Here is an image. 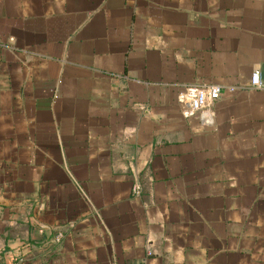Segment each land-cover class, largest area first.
I'll return each instance as SVG.
<instances>
[{
	"label": "crops",
	"instance_id": "1",
	"mask_svg": "<svg viewBox=\"0 0 264 264\" xmlns=\"http://www.w3.org/2000/svg\"><path fill=\"white\" fill-rule=\"evenodd\" d=\"M0 264H264V0H0Z\"/></svg>",
	"mask_w": 264,
	"mask_h": 264
},
{
	"label": "built area",
	"instance_id": "2",
	"mask_svg": "<svg viewBox=\"0 0 264 264\" xmlns=\"http://www.w3.org/2000/svg\"><path fill=\"white\" fill-rule=\"evenodd\" d=\"M251 82L253 87L261 88L263 86L260 72L256 71L252 74ZM222 91V86L218 84L185 86L178 96L182 114L186 118L202 115L220 98ZM133 193L135 195L142 193V186L139 183H135Z\"/></svg>",
	"mask_w": 264,
	"mask_h": 264
}]
</instances>
